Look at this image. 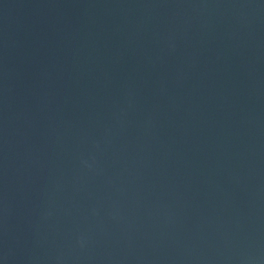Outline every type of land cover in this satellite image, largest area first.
<instances>
[{
  "label": "water",
  "instance_id": "1",
  "mask_svg": "<svg viewBox=\"0 0 264 264\" xmlns=\"http://www.w3.org/2000/svg\"><path fill=\"white\" fill-rule=\"evenodd\" d=\"M0 264H264V0H0Z\"/></svg>",
  "mask_w": 264,
  "mask_h": 264
}]
</instances>
